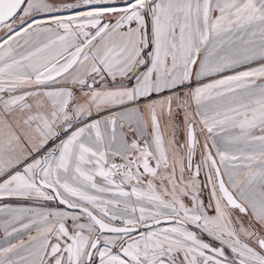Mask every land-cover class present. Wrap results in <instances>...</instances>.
<instances>
[{
  "label": "snow or ice",
  "instance_id": "1",
  "mask_svg": "<svg viewBox=\"0 0 264 264\" xmlns=\"http://www.w3.org/2000/svg\"><path fill=\"white\" fill-rule=\"evenodd\" d=\"M0 264H264V0H0Z\"/></svg>",
  "mask_w": 264,
  "mask_h": 264
}]
</instances>
